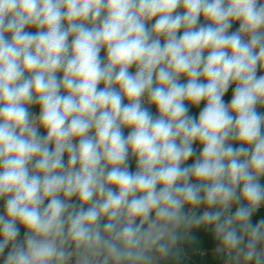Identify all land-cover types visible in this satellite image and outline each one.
<instances>
[{
  "label": "clouds",
  "instance_id": "obj_1",
  "mask_svg": "<svg viewBox=\"0 0 264 264\" xmlns=\"http://www.w3.org/2000/svg\"><path fill=\"white\" fill-rule=\"evenodd\" d=\"M258 70L264 0H0L3 264H159L199 226L264 264Z\"/></svg>",
  "mask_w": 264,
  "mask_h": 264
},
{
  "label": "crops",
  "instance_id": "obj_2",
  "mask_svg": "<svg viewBox=\"0 0 264 264\" xmlns=\"http://www.w3.org/2000/svg\"><path fill=\"white\" fill-rule=\"evenodd\" d=\"M155 23V18L150 22L149 26L151 24ZM200 23H204L203 18H201ZM239 28V22H236L232 25L229 32H234ZM182 32H178L177 35H181ZM161 42L163 43V38L161 39ZM207 53L205 52V55ZM106 55V50L101 49L100 57L103 59ZM135 66H133L130 71L135 72ZM258 75L264 74L258 70ZM62 76V73L59 74ZM181 83H185V78L181 77L180 80ZM100 87H103V84L100 85ZM235 85L231 86L225 96L223 97L225 103H230L232 94L234 91ZM127 101L125 100V103ZM189 109L188 115L198 118L200 111L205 107V102H201L199 106H192V105H186ZM145 107H148L153 116H156L157 109L155 106L149 105L145 103ZM30 112L32 114H39V106H31ZM259 112L264 113V108H258ZM130 129H124V135L127 136ZM40 134L46 135V131L43 129H40ZM234 147H239L238 144H234ZM51 147V145H50ZM194 149L197 151H200L202 146L199 144H193ZM195 160V157L190 158L186 164H191ZM65 163L67 162V154L64 156ZM129 171L135 172L136 170V159L135 157L129 156L128 161ZM260 183L264 185V177L260 178ZM239 191V190H238ZM47 201H45V204ZM238 205L233 204L231 208V213L234 214L236 211V208ZM205 210V206L201 205L199 208L196 209L197 215H202L203 211ZM187 212V208L185 209ZM4 212V201L0 200V214ZM261 219H264V204H262L256 212L251 217V222L253 225H255L257 222H259ZM24 228L20 227V235L18 237V240H22L24 237ZM264 244H262V247ZM220 247L219 241L217 240L214 230L212 227L208 226H199V227H193L191 228L185 239L180 241L177 245V252L178 254L174 257H169L167 260H161L159 264H231L230 258L227 255L226 252L223 251H217V249ZM11 245H9L7 250H10ZM251 264V263H250Z\"/></svg>",
  "mask_w": 264,
  "mask_h": 264
},
{
  "label": "trees",
  "instance_id": "obj_3",
  "mask_svg": "<svg viewBox=\"0 0 264 264\" xmlns=\"http://www.w3.org/2000/svg\"><path fill=\"white\" fill-rule=\"evenodd\" d=\"M26 30H28V31H33V32L35 31L34 28L26 29ZM8 251H9V249H8V250L5 249L4 254H3V255H0V264H3V260H4V258L7 256Z\"/></svg>",
  "mask_w": 264,
  "mask_h": 264
},
{
  "label": "water",
  "instance_id": "obj_4",
  "mask_svg": "<svg viewBox=\"0 0 264 264\" xmlns=\"http://www.w3.org/2000/svg\"><path fill=\"white\" fill-rule=\"evenodd\" d=\"M247 237H245V241H246ZM262 247V244L260 245ZM264 247V246H263ZM251 263V262H250Z\"/></svg>",
  "mask_w": 264,
  "mask_h": 264
},
{
  "label": "built area",
  "instance_id": "obj_5",
  "mask_svg": "<svg viewBox=\"0 0 264 264\" xmlns=\"http://www.w3.org/2000/svg\"><path fill=\"white\" fill-rule=\"evenodd\" d=\"M34 115H37V116H38L39 114H34ZM74 142H75V141H74Z\"/></svg>",
  "mask_w": 264,
  "mask_h": 264
}]
</instances>
